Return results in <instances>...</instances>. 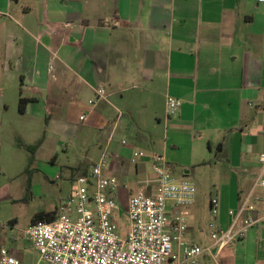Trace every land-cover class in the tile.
I'll return each instance as SVG.
<instances>
[{"label": "crops", "instance_id": "crops-1", "mask_svg": "<svg viewBox=\"0 0 264 264\" xmlns=\"http://www.w3.org/2000/svg\"><path fill=\"white\" fill-rule=\"evenodd\" d=\"M168 96L182 101L174 114L168 113ZM21 98L28 99L24 112ZM144 113L154 129L164 127L174 150L188 149L189 157L200 155L199 142L206 141L207 160L198 166L220 170L209 203L220 200L217 223L226 227L228 211L251 187L264 152V4L0 0V154L14 144L27 152L21 158L25 174L41 171L39 164L57 166L60 154L80 141L88 153L98 149L102 156L75 162L73 182L75 171L86 175L103 158L105 174L119 180V195L130 198L143 187L153 193L155 184H145L153 179L145 168L149 159H135L123 144L126 138L133 145L148 140L139 132ZM43 137L29 167L26 147ZM194 222L186 237L201 245L190 239ZM203 261L264 264V221L217 260L205 253Z\"/></svg>", "mask_w": 264, "mask_h": 264}, {"label": "built area", "instance_id": "built-area-1", "mask_svg": "<svg viewBox=\"0 0 264 264\" xmlns=\"http://www.w3.org/2000/svg\"><path fill=\"white\" fill-rule=\"evenodd\" d=\"M258 2L264 4V0ZM181 107L180 99L167 97L169 114ZM140 156L133 153L135 159ZM258 163L251 187L238 207L228 211L226 227L217 223L220 200L211 199L212 247L187 240L197 187L188 177L175 178L162 156L153 158L154 178L145 181L146 185L155 184L153 193L148 194L143 187L128 200L130 227L125 238L118 235L116 223L120 183L115 176L105 174L102 158L88 174L74 180L71 196L58 206L51 220H39L27 227L24 240L40 254L37 264H200L205 253L217 260L225 248L246 239L264 221V152L259 154ZM0 264L24 262L10 249L0 248Z\"/></svg>", "mask_w": 264, "mask_h": 264}, {"label": "rangeland", "instance_id": "rangeland-1", "mask_svg": "<svg viewBox=\"0 0 264 264\" xmlns=\"http://www.w3.org/2000/svg\"><path fill=\"white\" fill-rule=\"evenodd\" d=\"M151 119L148 113L139 117L142 125L139 132L148 139L145 144L139 141L133 145L127 138L125 142H128V147L133 152L142 154L140 158L149 159L145 168L150 178H154L152 164L156 156H163L173 163L171 172L177 179H182L186 171L192 173L191 178L196 184L198 196L196 204L191 207L189 219L190 223L195 219V229L190 239H195L201 246L210 245L212 241L208 223L212 211L209 200L211 194L215 195L210 192H214L215 185L221 183L220 170H216V167L211 168L209 163L198 166V162L207 160L209 150L206 141L199 142L200 155L189 157L188 149L174 150L165 138L164 127L154 129ZM92 135L91 138L94 139L95 136ZM100 154L101 151L98 149L96 153H88L87 148L79 141L70 153L60 154L57 166L39 164L41 171L33 169L25 174L23 172L25 165H22L21 158L29 154L22 152L16 144L8 149L2 148L0 154V248H9L15 255H17L16 252L21 253L25 264H37L40 261V254L32 244L24 240V231L36 215L56 212L58 206L71 196L75 189V184L71 180V174H73L71 166L75 162L86 164L96 162L102 156ZM214 162H216L215 159ZM44 173L49 174V178H46ZM73 176L76 179L80 176L79 172L75 171ZM28 178H30L29 182ZM119 190L117 192L119 204L118 218H116L117 233L121 238H125L130 227L127 213L129 197L123 193L119 195ZM202 264L206 262L203 261Z\"/></svg>", "mask_w": 264, "mask_h": 264}, {"label": "trees", "instance_id": "trees-1", "mask_svg": "<svg viewBox=\"0 0 264 264\" xmlns=\"http://www.w3.org/2000/svg\"><path fill=\"white\" fill-rule=\"evenodd\" d=\"M27 102H28V99H24V98H21L20 99V102H19V111L20 112H24L25 106H26ZM43 140H44V137L41 138L35 145H33V146H27L26 147L27 151H29L31 153V157L29 159V167H30V165L34 161V152L42 144ZM27 172H29V171H27ZM29 180H30V178H28V182H29ZM54 215H55V212L54 213L53 212H50V213H40V214L36 215L32 219V222L31 223L36 222V221H39V220H51Z\"/></svg>", "mask_w": 264, "mask_h": 264}]
</instances>
